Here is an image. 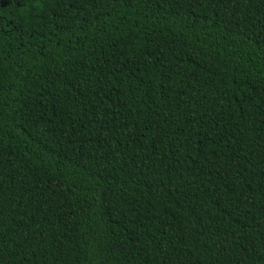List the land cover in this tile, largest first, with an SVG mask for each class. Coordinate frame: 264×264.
<instances>
[{
  "label": "trees",
  "instance_id": "16d2710c",
  "mask_svg": "<svg viewBox=\"0 0 264 264\" xmlns=\"http://www.w3.org/2000/svg\"><path fill=\"white\" fill-rule=\"evenodd\" d=\"M0 264H264V0L0 5Z\"/></svg>",
  "mask_w": 264,
  "mask_h": 264
},
{
  "label": "snow or ice",
  "instance_id": "6c2138e0",
  "mask_svg": "<svg viewBox=\"0 0 264 264\" xmlns=\"http://www.w3.org/2000/svg\"><path fill=\"white\" fill-rule=\"evenodd\" d=\"M6 2V0H0V5H3Z\"/></svg>",
  "mask_w": 264,
  "mask_h": 264
}]
</instances>
